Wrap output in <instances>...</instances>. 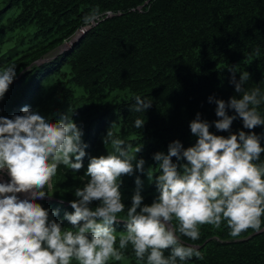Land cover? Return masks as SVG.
<instances>
[{"label":"trees","instance_id":"trees-1","mask_svg":"<svg viewBox=\"0 0 264 264\" xmlns=\"http://www.w3.org/2000/svg\"><path fill=\"white\" fill-rule=\"evenodd\" d=\"M13 65L17 75L0 100V116L21 115L27 105L52 122L67 116L83 132V167L73 172L60 165L52 178L55 199L36 201L49 210L50 219L70 228L64 214L74 211V191L89 179L84 174L89 158L113 150L103 139L111 127L133 150L142 145L137 159L145 160L144 173L121 177L126 207L137 176L144 204L159 195L146 175L150 166L159 171L153 155L167 153L177 139L185 148L195 144L189 125L197 113L213 133L230 134L214 126L215 99L239 97L230 82L232 67L250 74L246 90L264 92V0H0V71ZM235 75L238 80L240 72ZM136 96L152 101L144 113L135 111ZM259 111L264 116V104ZM138 118L145 121L140 129L134 126ZM240 130L260 135L264 146V126L249 130L237 117L230 131ZM113 227L119 237L126 222L118 219ZM262 229L264 223L261 231L232 237L226 222L219 228L202 225L198 240H181L198 246L203 259L179 264H264ZM123 251L122 261L109 264H145L131 245Z\"/></svg>","mask_w":264,"mask_h":264},{"label":"clouds","instance_id":"clouds-1","mask_svg":"<svg viewBox=\"0 0 264 264\" xmlns=\"http://www.w3.org/2000/svg\"><path fill=\"white\" fill-rule=\"evenodd\" d=\"M229 71L239 97L215 99L218 119L213 122L218 131H228V136L210 131V123L197 113L189 125L197 137L195 144L185 148L177 139L169 143L167 153L153 155L159 171L153 173L150 166L146 175L150 183L155 182L159 195L144 204L143 181L137 176L131 205L126 207L121 177L144 173L145 160L137 159L142 145L133 150L114 136L111 127L103 139L113 150L89 158L84 173L89 179L74 191L77 199L70 201L74 211L64 214L70 228L50 219L49 210L36 201L52 195L51 180L60 165L73 172L83 167L87 145L82 130L67 116L52 122L27 105L21 115L0 116V172L10 178L0 180V264H109L110 260L122 261L129 245L136 259L145 264H179L193 257L203 259L198 246L181 240V236L198 240L202 225L219 228L226 222L232 237L249 229L260 231L264 223V162L260 160L264 146L254 131L232 133L230 129L237 117L246 129L264 126L259 111L264 92L259 87L245 89L250 79L247 71L235 67ZM236 71L240 72L238 80ZM16 75L15 65L0 71V100ZM208 99L210 103L214 100ZM135 102V111L143 113L152 103L140 96ZM144 123L138 118L134 126L140 129ZM173 157L187 162H173ZM93 201L99 202L95 208ZM122 212L126 217L118 216ZM57 214L58 210L52 212ZM118 219L126 222L119 237L113 227Z\"/></svg>","mask_w":264,"mask_h":264},{"label":"rangeland","instance_id":"rangeland-1","mask_svg":"<svg viewBox=\"0 0 264 264\" xmlns=\"http://www.w3.org/2000/svg\"><path fill=\"white\" fill-rule=\"evenodd\" d=\"M83 31V30H82ZM82 34V33H81ZM80 35V34H79ZM75 38H78L77 36ZM75 40V39H74ZM73 40V41H74ZM67 47V46H65ZM63 49V47H62ZM10 178L9 176L7 175L6 172H0V180H3V181H8ZM51 189H52V180H51ZM51 194V190H50V193ZM18 196H20L21 198H23L24 194L23 193H19ZM43 200H54V197L51 195V196H45L43 199H38L37 201H43Z\"/></svg>","mask_w":264,"mask_h":264},{"label":"water","instance_id":"water-1","mask_svg":"<svg viewBox=\"0 0 264 264\" xmlns=\"http://www.w3.org/2000/svg\"><path fill=\"white\" fill-rule=\"evenodd\" d=\"M79 36H80V35L78 34L77 37H79ZM65 46H67V43H65V44H64L63 46H61V47L64 48ZM262 230H264V229H262ZM260 231H261V230H260Z\"/></svg>","mask_w":264,"mask_h":264}]
</instances>
